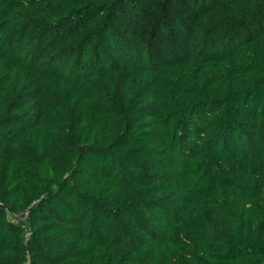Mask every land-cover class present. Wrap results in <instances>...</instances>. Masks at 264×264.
I'll return each mask as SVG.
<instances>
[{"label": "trees", "instance_id": "1", "mask_svg": "<svg viewBox=\"0 0 264 264\" xmlns=\"http://www.w3.org/2000/svg\"><path fill=\"white\" fill-rule=\"evenodd\" d=\"M0 264H264V0H0Z\"/></svg>", "mask_w": 264, "mask_h": 264}, {"label": "built area", "instance_id": "2", "mask_svg": "<svg viewBox=\"0 0 264 264\" xmlns=\"http://www.w3.org/2000/svg\"><path fill=\"white\" fill-rule=\"evenodd\" d=\"M9 217L14 219L15 221H18L19 223H21L25 227L23 236H24L25 240L28 239V237L30 235V231H29V225L27 222V213L24 212L21 214H16V213L10 212Z\"/></svg>", "mask_w": 264, "mask_h": 264}]
</instances>
